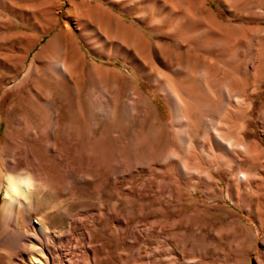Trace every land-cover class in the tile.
<instances>
[{
  "label": "rangeland",
  "instance_id": "1",
  "mask_svg": "<svg viewBox=\"0 0 264 264\" xmlns=\"http://www.w3.org/2000/svg\"><path fill=\"white\" fill-rule=\"evenodd\" d=\"M92 1L119 15L157 48L188 51L173 61L184 70L192 68L189 62L198 54L251 52L247 59L253 54L248 60L256 80L250 78L245 86L239 80L228 83L247 91L251 107L243 118V134L256 144V157L264 158V0ZM79 9L70 0H0V175L11 161L25 166L29 153L36 160L31 165L48 180L42 189L46 203L36 213L45 217L51 235L53 262L45 264H264V223L228 198V172L211 167L223 193L210 196L205 190L204 168L211 159L216 162L213 154L193 148L199 156L191 164L202 173L194 172L188 180L158 161L165 146L181 143L180 127L170 120L172 107L156 88L154 75L140 70L137 61L138 68L127 61L133 51L131 34L126 44ZM209 15L217 24H211ZM61 29L70 32L66 50L85 57V75L74 78L79 94L66 95L50 65L49 51ZM158 54L166 63L165 52ZM239 60L233 63L241 71L246 63ZM89 67L97 82L91 90ZM105 69L117 73L116 87L104 76ZM186 89L202 117L200 136L204 119L228 127L220 90L214 92L196 73L187 76ZM106 104L111 109L107 118ZM49 106L57 110L53 125ZM51 127L57 160L48 148ZM193 128L191 123L187 131L193 133ZM66 166L78 176L73 184H67ZM262 178L240 195L250 206L260 203L264 213ZM185 180L198 182L197 190L184 186ZM19 256L10 263L26 264Z\"/></svg>",
  "mask_w": 264,
  "mask_h": 264
},
{
  "label": "bare ground",
  "instance_id": "2",
  "mask_svg": "<svg viewBox=\"0 0 264 264\" xmlns=\"http://www.w3.org/2000/svg\"><path fill=\"white\" fill-rule=\"evenodd\" d=\"M70 1L75 4V7L85 12L86 15L94 17L100 24H105V26L111 30L113 37H117L127 44L129 41L128 37L130 36H128V34H131L130 44L131 46L133 45V51L127 61L134 68H138L136 66L139 65L140 70H147L148 74L154 75L156 88L162 91L167 102L172 107L173 113L170 120L173 122L176 121L180 127L179 139L181 143H171L165 146L158 154V161L167 163L171 167L176 168L185 179L190 175L192 176L194 172H201L198 171V167L191 164V161L193 163L196 156H199L195 155L193 148L195 146L197 148L198 146L200 149H205L208 153L213 154L215 157L213 159L216 160L214 163L212 159H209L210 161L207 162V166L204 168L206 192L210 196H217L223 193L221 181L215 179V175L210 169L211 167H213L214 170L220 168L225 169L231 176V183L227 188L228 198L232 200L236 206H244L247 213L252 216L254 215L253 217H257L261 223H264V213L260 211L262 209L261 204L259 203L258 206H250L249 201L248 204L246 203L244 193L240 195L244 189L247 190L253 185L256 178L263 179L262 177L264 176V158L261 159L256 157L258 150L256 144L247 141L243 134V130L246 127V121L243 118L246 117L251 106L246 101L245 93L247 91L243 92L230 86L228 83V79H232L241 81L240 84L242 83L244 86L249 84L250 78H252L249 60L253 57V54L250 55L251 58H248L249 60L247 57L251 52H247V55L239 50H234L229 53H220V51L210 57L208 55L199 56L200 54H198L189 62L192 68L190 69L188 67V70H184L175 67L173 61L177 58V55H182L183 58L186 57L188 51L184 53L178 49L160 45H158L160 48H157V46L153 45L143 34L134 30L128 23L122 20L119 15L102 7V5L94 4L92 0ZM212 16L210 17L211 24H217V21ZM56 24L57 23L52 26L43 27L41 31H49L54 28ZM67 34H70L69 30L61 29L58 31L55 37L56 45L49 51L50 65L54 68L57 77L62 80L66 95H70V93L79 94L78 83L74 78L78 79L80 76L82 77L85 75V57L78 54L76 51L70 52L66 50L65 35ZM50 43L49 41L43 49L46 50ZM161 51H164L166 54V63L158 56V52ZM235 60H242L246 63L241 71L234 65L233 62ZM136 61L138 63L137 65L135 64ZM221 66L223 68H221ZM91 68L92 67H89L87 73L89 90L97 83L92 79L94 70H91ZM104 73V76L116 87L118 83L117 73L112 69H105ZM194 73L198 74L201 79L204 78L206 86L208 85L214 92L220 90V93L223 95L222 110H224L226 116V118L224 117L223 119L229 124L227 128H223L224 126L222 125L225 122L221 121L222 116L219 121L223 122V124L219 122L213 125L204 119V132L202 133L203 137H205L204 142L200 140L202 139V135L200 136L201 127L203 125L202 117L194 110V107H192L193 105L191 106V102L188 100L191 95L186 89V78ZM94 74L96 75V73ZM55 77L52 76L51 81L55 80ZM253 78L256 80L255 77ZM34 79L38 81L39 77L35 75ZM47 79L49 80L50 78ZM261 79L260 81H262ZM135 90H137V87L130 91L131 97H135ZM130 105H132L131 102L129 103V106ZM49 109L51 125H53L56 121V109L54 110L52 107ZM102 109L104 111V116L107 118L111 110L109 105H104ZM241 119L244 121L240 122ZM191 123H194L195 127V129L193 128V133H189V130L187 131ZM48 127H50V124ZM52 131V127L49 128L51 143L48 144V148L52 152L53 158L57 160L59 157L56 155L57 151L54 152L55 144L52 142ZM197 150L199 149L197 148ZM258 152L260 153V151ZM34 158L31 154L27 153V158L24 157L23 165L25 166L23 167L16 163L17 160L16 162L11 161L7 172L0 175V264H11V259L19 260L17 256L20 254L16 255L17 253H15L18 248L22 249V254L19 257H22L26 264H45L44 260L48 263L53 262L49 227L45 225V217L36 215L40 207L46 203L42 195V189L48 180L46 181V178L42 176L39 167L31 165L33 162H36ZM28 160H30V163L27 162ZM198 166L200 167V165ZM66 172L68 174V185L76 181L78 176L75 177L67 166ZM186 179L188 180V178ZM187 180L184 181V186L196 191L198 182L196 184H189ZM51 187L53 190L56 189L54 186ZM182 197L183 195H180L179 199L181 200ZM33 218H37V222L33 221ZM261 228H263L262 224Z\"/></svg>",
  "mask_w": 264,
  "mask_h": 264
},
{
  "label": "clouds",
  "instance_id": "3",
  "mask_svg": "<svg viewBox=\"0 0 264 264\" xmlns=\"http://www.w3.org/2000/svg\"><path fill=\"white\" fill-rule=\"evenodd\" d=\"M29 183H30V181H29Z\"/></svg>",
  "mask_w": 264,
  "mask_h": 264
}]
</instances>
